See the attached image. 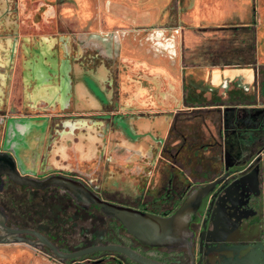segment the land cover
Returning a JSON list of instances; mask_svg holds the SVG:
<instances>
[{
  "label": "flooded vegetation",
  "instance_id": "1",
  "mask_svg": "<svg viewBox=\"0 0 264 264\" xmlns=\"http://www.w3.org/2000/svg\"><path fill=\"white\" fill-rule=\"evenodd\" d=\"M23 3L0 0V33L11 30L18 35L17 21L5 27L3 18L24 15ZM73 47V57L80 61H108L98 51L93 53L91 46L79 42ZM16 54L18 49L12 57ZM109 70L107 83L113 98L94 115L100 136L80 130L89 127L74 116L47 112L29 119L2 111L0 150L17 156L18 171L26 177L78 179L103 201L154 215L174 213L193 189L217 181L190 224L191 249L141 243L97 203L78 202L57 185H22L6 175L0 184V206L6 215L2 228L9 229L11 238L23 240L15 243L33 248L49 264H139L122 253L103 249L111 244L132 248L164 264H264L261 110L240 113L233 104L223 111L208 109L205 113L211 114L216 131L205 137L201 129H207L210 120L202 118L201 102H194L190 84L183 85V107L169 111L155 104V110H127L116 96L126 67L116 58ZM219 100L203 97L208 105ZM28 120L33 124L17 125ZM79 138L90 146L86 154L73 148ZM96 141L98 147L92 150ZM86 248L95 250L64 260L55 251L64 255Z\"/></svg>",
  "mask_w": 264,
  "mask_h": 264
},
{
  "label": "crops",
  "instance_id": "2",
  "mask_svg": "<svg viewBox=\"0 0 264 264\" xmlns=\"http://www.w3.org/2000/svg\"><path fill=\"white\" fill-rule=\"evenodd\" d=\"M22 1L24 14L43 13L44 21L32 25L39 37L0 36V112L29 119L47 112L74 116L89 127L80 130L97 134L94 115L113 98L107 83L109 63L118 58L126 70L116 96L127 110H155V104L169 111L183 107V85L190 84L202 113L213 108L223 111L233 104L240 113L261 110L264 125V0H75L78 16L69 23L78 29L91 26L93 31L100 27L105 31L121 24L149 26L169 21L180 25L189 44L174 58L134 45L130 35L118 39L120 45H116L114 39L81 30L41 32L55 4L51 0ZM64 9L71 11L67 5ZM64 24L68 26L67 21ZM79 42L108 61L88 64L76 59L73 46ZM232 90L236 92L229 93ZM203 97L220 100L208 105ZM30 124V120L17 123L20 127ZM97 145L94 142L92 150ZM73 148L83 154L90 151L84 138L74 140ZM48 262L22 243L0 245V264Z\"/></svg>",
  "mask_w": 264,
  "mask_h": 264
},
{
  "label": "water",
  "instance_id": "3",
  "mask_svg": "<svg viewBox=\"0 0 264 264\" xmlns=\"http://www.w3.org/2000/svg\"><path fill=\"white\" fill-rule=\"evenodd\" d=\"M6 175L13 181L22 185H34L35 187H46L47 185H57L68 190L78 202L97 203L101 210L107 216L116 217L123 225V227L134 235V237L141 243L150 246H166V247H190V238L193 230L190 228L191 222L197 217V212L205 204L208 195L218 184L217 181L200 186L193 189L190 195L185 198L183 203L177 208L174 213L164 215H154L148 212L139 211L130 207H123L114 203H109L101 200L97 194L91 192L80 180L61 175L49 176L44 180L37 178L26 177L18 171V161L15 154L7 152V150H0V184L2 176ZM5 212L0 206V228L3 230L0 233V243H15V241H23L20 239H13L9 236V229L5 227ZM42 238V237H41ZM43 243L48 241L42 239ZM36 245L35 243H31ZM51 245V244H50ZM103 249L108 251H116L124 254L133 261L139 264H164L158 262L150 257L142 256L135 250L129 247H124L117 244L103 246ZM55 250V249H54ZM95 248H86L79 250V252L65 253L62 255L57 250L56 256L61 260L69 258H78L81 255L88 254L94 251Z\"/></svg>",
  "mask_w": 264,
  "mask_h": 264
},
{
  "label": "rangeland",
  "instance_id": "4",
  "mask_svg": "<svg viewBox=\"0 0 264 264\" xmlns=\"http://www.w3.org/2000/svg\"><path fill=\"white\" fill-rule=\"evenodd\" d=\"M126 1H128V0H126ZM130 1H132V3L135 2L134 0H130ZM51 2H53L55 4L54 5V11L55 12H54V14H52V16L49 19H47L44 22V25L46 27H48L49 29L42 26L41 32L48 33L50 31L52 32V31L58 30V31H63L65 33H68V32L73 33V32H77V30H81V32H86L87 34L89 32L92 34L93 33L99 34L105 40H106V38L107 39H114L115 41H117V42H114L116 45H120V41L118 39H121V38H124V36L130 35L132 37V39L134 38L133 39L134 42H132L134 45L139 46V47L144 48V49H148L153 54L154 53L161 54V53H157L155 51L154 41L158 40V41L164 42L166 44V42L168 41V39L165 37L166 34H167V36H169L172 28L177 27V26L181 27L180 25H174L172 22L169 21V23L168 22H166V23L165 22L164 23L155 22V23H153V25H149V26H138V25L137 26H131V25H127V24H121V25L112 27L110 30L106 29L105 31L104 30L101 31V29H104L102 27H100V30H98V31H93L94 28H92L91 26L86 27L85 29H78V28L73 26L74 22L69 23L70 22L69 20H74L78 16L79 7H78V4L76 3V1L75 0H51ZM105 2L108 3L109 0H105ZM65 5L70 7V10H71L70 12L66 11L64 9ZM88 10H90V4L88 5ZM90 12H91V10H90ZM3 20H4L5 27L8 26L10 23H12V22L14 23L17 21L19 27L21 28V29L19 28V32L17 33L18 36L26 37V35L35 34L36 37H39V34H37V32L33 30L32 25L34 23L37 24V23L43 22L44 21V14L43 13L31 14V15L24 14V15H17V16L9 15V16H4ZM12 20H14V21H12ZM66 21L68 22L67 27H69V28L64 26V25H66V24H64V23H66ZM153 27L156 29L164 28L166 30L164 38H162V37L160 38L158 35V37H156V36L153 37V41L146 39L145 38L146 34L144 32V29L145 28H152L153 29ZM12 34H14L13 31L5 30L4 33H0V36H2V35L10 36ZM174 39H175V49H176L175 55L177 56L179 54V52L185 51L186 48H188V44H189V42L182 37V27H181L180 33L177 34L174 37ZM169 41H171V39H169ZM128 43L129 42H127V45H128ZM124 51H125V49H124ZM128 53H129V55H131L130 51ZM161 55H165L166 57L168 56V58H169V55L167 52L165 54L162 53ZM176 56H174V57H176ZM174 57H172V58H174ZM10 68H11L10 75L13 78L14 77L13 76V74H14L13 73V67L11 66ZM204 117L208 118V120H210V123H209L210 126H208L207 129H204V130L201 129V133L205 137H208L209 132L212 131L213 133H215L216 124L215 125L213 124L214 119L210 118L211 114L209 115V113H203L202 118H204ZM211 125H213V126H211ZM190 244H191V242H190Z\"/></svg>",
  "mask_w": 264,
  "mask_h": 264
},
{
  "label": "built area",
  "instance_id": "5",
  "mask_svg": "<svg viewBox=\"0 0 264 264\" xmlns=\"http://www.w3.org/2000/svg\"><path fill=\"white\" fill-rule=\"evenodd\" d=\"M181 27L177 26L172 28V30L170 31L169 36H165L166 30L164 28H160V29H156L153 27L152 28H145L144 32L146 34V39L153 41V37L156 36L161 38H164V36L168 39V41L166 42V44L164 42L161 41H154V49L157 53H163L165 54L166 52L169 55V58L176 56V49H175V39L174 37L180 33ZM169 39H171V41H169ZM165 52V53H164Z\"/></svg>",
  "mask_w": 264,
  "mask_h": 264
}]
</instances>
